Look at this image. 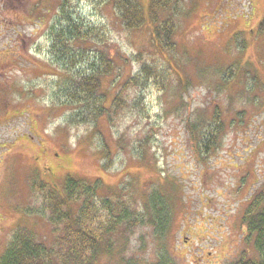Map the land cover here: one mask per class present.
Listing matches in <instances>:
<instances>
[{
    "label": "rangeland",
    "instance_id": "1",
    "mask_svg": "<svg viewBox=\"0 0 264 264\" xmlns=\"http://www.w3.org/2000/svg\"><path fill=\"white\" fill-rule=\"evenodd\" d=\"M106 2L0 0V258L20 227L51 244L44 192L34 186L59 189L70 176L139 211L155 188L169 194L171 202L157 201L170 207L165 239L151 226L134 228L127 259L228 264L249 250L242 214L264 193V0H178L177 15H168L174 45L162 55L152 0H139L145 22L133 31ZM73 21L96 31L84 29L94 40H70L73 52L88 53L66 64L54 51L55 33ZM95 50L115 64L101 90L110 120L64 106V92H74L69 81L89 72ZM143 67L155 78L123 89ZM119 91L122 104L110 106ZM216 109L223 131L207 153L201 130L196 141L189 129Z\"/></svg>",
    "mask_w": 264,
    "mask_h": 264
},
{
    "label": "trees",
    "instance_id": "2",
    "mask_svg": "<svg viewBox=\"0 0 264 264\" xmlns=\"http://www.w3.org/2000/svg\"><path fill=\"white\" fill-rule=\"evenodd\" d=\"M105 1L106 4L113 6L117 18L127 30H138L145 22V11L142 10L139 0ZM177 3L178 0H152L148 7V16L159 28L154 35L160 55L166 51L163 47L172 49L174 45L171 40L174 37L172 20L177 15L174 9ZM64 7L65 3L62 8ZM173 13H175L174 17L168 16ZM259 25L260 31L264 32V21ZM84 29L96 31L95 27L80 26L76 21L58 29L61 31L57 30L54 51L60 61L70 64L75 56L82 58L84 53H88L83 49L76 54L70 48L71 39L75 41L77 38L80 42L81 39L89 37L94 40L84 33ZM63 32L66 34L63 35ZM62 40L65 41L66 46L63 45ZM95 51L98 59L91 64L89 72L79 73L73 83L69 81L68 86L71 83L74 92L68 91L67 94L64 92L67 101L64 106L76 103L85 109L94 121L103 115L110 120L111 116L108 113L110 109L105 107L108 96L102 94L101 90L103 80L112 76L115 64L105 53ZM153 74L154 71L146 72V67H143L142 74L124 81L123 89L137 86L142 81L146 82L150 76L154 79ZM117 93L111 98L110 106L122 104V91ZM214 112L210 120L198 126L191 124L189 129L196 141L197 131L201 130L198 146L207 153L210 150L209 145L214 148L218 144L219 134L223 131V123L219 119L221 112L217 109ZM86 181L69 176L60 185L58 184L59 189L55 186L35 185L34 188L42 189L44 192L53 241L51 244H45L37 239L33 231L20 227L0 258V264H97L101 257L113 264H140L125 257L130 244L129 235L135 230L134 228L145 225L153 227L154 233L158 236L168 232L171 223L170 207L166 209L157 201L171 202L169 194H163L161 188H155L147 196L143 210L139 211L137 207L132 208L126 199H116L114 202L111 198L114 192L110 196H104L102 195L104 189L98 183ZM241 225L245 228L242 234L244 244L250 248L228 264H264V193L262 191L248 202L242 214ZM165 237L162 236V239ZM251 254L252 256H249ZM117 257L121 258L117 259Z\"/></svg>",
    "mask_w": 264,
    "mask_h": 264
},
{
    "label": "flooded vegetation",
    "instance_id": "3",
    "mask_svg": "<svg viewBox=\"0 0 264 264\" xmlns=\"http://www.w3.org/2000/svg\"><path fill=\"white\" fill-rule=\"evenodd\" d=\"M2 1V0H1Z\"/></svg>",
    "mask_w": 264,
    "mask_h": 264
}]
</instances>
